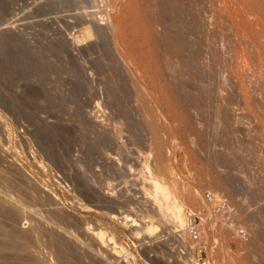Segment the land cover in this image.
I'll return each mask as SVG.
<instances>
[{
	"label": "rangeland",
	"instance_id": "374dc122",
	"mask_svg": "<svg viewBox=\"0 0 264 264\" xmlns=\"http://www.w3.org/2000/svg\"><path fill=\"white\" fill-rule=\"evenodd\" d=\"M223 1L219 14L206 2L220 63L176 84L161 68L159 86L203 118L193 131L168 114L173 133L95 31L106 0H0V264H264V0ZM152 173L177 190L185 228L154 215ZM212 191L219 207H192Z\"/></svg>",
	"mask_w": 264,
	"mask_h": 264
},
{
	"label": "bare ground",
	"instance_id": "6f19581e",
	"mask_svg": "<svg viewBox=\"0 0 264 264\" xmlns=\"http://www.w3.org/2000/svg\"><path fill=\"white\" fill-rule=\"evenodd\" d=\"M94 1H96V0H94ZM140 1L139 0H117V1H115V0H106V3L108 5V7H110V10L111 11H113L112 12L113 14L108 19V21H107L106 24H100L97 27L95 26L96 27L95 31L98 34L100 33L101 35L105 36V38L107 37L108 38L107 40L111 42L114 55L116 56V59L119 60V61L118 60H115L114 62H118V63L121 62V63H123V66H124L123 68H126L125 70L127 72H130V74H132V77H134L135 84L138 85L137 88L140 87V88H142V90H145V92L148 93L147 94V97H149L150 95L153 97L154 101L152 100L151 97H149V99L151 98L150 100H152L153 102H155V109L157 111L155 113H157V115H159V119H162L164 124L166 123V125L168 127L167 130L169 129L173 133H175V131H176V130H174V128L172 127V125L169 123L170 117H168V114L169 115L171 114L170 116H171V118L174 119V121H176V122L179 121L180 122L179 123V124H181L180 128L181 127L184 128V129L191 128V130L195 131L200 126L202 127L203 125H202L201 122H198L200 124L197 123V128H195L196 125L194 123H193L194 125L191 124V123L193 122V118H195L198 121L199 120V117L201 115L199 116L196 111L191 114V111L190 110H186L187 108L186 109L183 108L182 105H181V103H180V100L181 99L179 100V98H177V96L175 97V95H176L177 92L176 93L174 92L175 93L174 94V97L175 98L172 99L170 97V94H172L173 91L171 90L172 92L170 94H168L167 91L163 90V89L166 88V85L165 84H159L160 79L164 76V74H163L164 72H163V70L161 68H164V70H166L167 75L170 74L169 76H172L174 78V84H176L180 79H182V78L177 77L178 76L177 74H179V75L181 74L182 75L183 73H187L185 75H188V72L191 71V68L196 67V66L199 67V70L202 72V75H201L202 76V79L205 78L206 77L205 72H206V68H207V61H206V59L208 58V56L211 54V57L214 58L213 61L215 60L216 63H217V59H220L221 58V55H222V46H223L222 39L223 38H222L221 27H220V25H218V23H214L215 24V27H214V31L213 32H214L215 37L217 38V40L214 38V41L216 40L217 42L215 41L216 42V46L214 47L215 49H214V51L211 52L210 41L212 39H211V33H210L211 32V29H210L211 28L210 27V20L208 18H206V11H207L206 4L208 3L207 0H201L200 1V6H198V3H197L199 0H197V2H196V0H142L141 3H140ZM177 3H178V5H176ZM179 3H180V5H179ZM195 4H197V5H195ZM215 4H216V8H217L216 11L219 14V11L221 9L225 8L224 7V1L223 0H215ZM211 12H213V11H211ZM217 12L215 14H217ZM222 14H224V11H223ZM211 21H213V19H211ZM218 21H220V20H218ZM96 42H97V40H96ZM258 52H259V50H258ZM261 54H263V53L261 52ZM162 60H163V62L165 60V63L164 64L162 62H160ZM171 60H172V62H170L169 63L170 65H169L168 62L171 61ZM219 63L220 62L218 61L217 64H219ZM173 65H174V68L171 67ZM194 69L196 70V68H194ZM161 70H162L163 73L161 72ZM199 70H197V71H199ZM241 70H242V68H241ZM186 71H188V72H186ZM172 72L174 73V75H173ZM201 72H200V74H201ZM128 77H130V76H128ZM193 77L194 76H192V78ZM168 78L169 77H167V79ZM199 78H197V79L199 80ZM220 78H222V75L220 76ZM193 81H195V78H194ZM201 81L203 82V80H201ZM202 82H200V83H202ZM219 83H220V80H219ZM203 84H205V83H203ZM133 85H134V83H133ZM159 85H162L165 88H163V87L161 88V86H159ZM169 85L170 84H168V86ZM198 85H200V84H198ZM203 86L204 85H202V87ZM246 86H247V84H246ZM133 88H134V86H133ZM157 88L160 89V92H161V90H163L162 91V94H164L166 92L169 96H167V94L166 95L164 94L163 95V99H162L163 101L161 100L162 97L159 98V99L157 97L155 98L154 97V94H155L154 91ZM199 88H201V86H199ZM205 88L207 89L206 86H205ZM169 89H171V88L169 87L168 88V91H169ZM202 89H204V88H202ZM220 89H222V86L221 85L218 86V93L219 94H221V90ZM136 90H138V89H136ZM142 90H141V92H143ZM176 90H177V88H176ZM139 91H140V89H139ZM202 91H204V90H202ZM160 92H159V94H161ZM178 95L180 96V94H178ZM164 96H165V98H164ZM221 97H218V101L220 103H221L222 100L224 101V99H222ZM140 104H141V101H140ZM153 107L154 106H152V108ZM147 108H149V106H147ZM224 109H226V108H224ZM144 110H146V109L144 108ZM136 111H137V109H136ZM217 112H218V110H217ZM219 112H221V111H219ZM219 112H218V115H219ZM146 113H147V111H146ZM150 113H151V111H150ZM139 115H140V112H139ZM149 115H151V114H149ZM149 115H148V117H149ZM157 115H153L154 117L153 116L152 117L156 119L155 116H157ZM151 116H150V118H152ZM230 116H232V115H230ZM191 117H192V122H191V119H190ZM201 119H203V118H200L199 121H201ZM151 120H153V119H151ZM151 120L149 121V124L146 123V122H144V123L150 125L149 127L152 128V130L155 131L154 128L158 127V125H157L158 123L156 124V122H155L156 120L155 121L154 120L151 121ZM170 121H173V120L171 119ZM163 123H161V124H163ZM144 126H146V125L144 124ZM176 126H178V125H176ZM163 127H165V126L163 125L162 128ZM220 127H222V126H220ZM150 128L147 127L148 131H150L149 130ZM176 128L179 129V126L176 127ZM171 132H169V133H171ZM153 133H155V132H153ZM153 135H156V134H153ZM163 136H165V134ZM157 137H159V136H157ZM153 140H154V138H153ZM167 143H169V142H167ZM174 145L175 144H173V146ZM152 161L154 162L155 160H152ZM160 162L162 163V160ZM146 169H148V168H146ZM163 169H162V171H163ZM151 171H153V169ZM159 172H161V171H159ZM156 174L157 173H155V174L152 173L151 174V176L153 175L152 176L153 179L152 178L151 179L154 180V183H153V191L154 192L151 195L152 196V202L154 204L153 205L154 212H155V214L154 213L153 214L155 216L158 215L162 219V222H163V220L165 221V224H166V222L167 223L168 222H170V223L172 222L174 225H176L179 228L184 227L185 220L186 219H185V216H184L183 209L185 207L183 208V204L179 200V194L177 193V190L175 188H174V190L170 189L169 186L167 185V182L164 181L165 179L158 180L157 179L158 177L156 178V176L154 178V175H156ZM161 177L163 178L164 176L162 175ZM167 178H169V177H167ZM151 182H153V181H151ZM217 195H219V194H216V192H213L212 191V193H210L209 200H206V198H204V197L200 200V199L196 198L197 196H195V195H194L195 197L194 196L193 197L190 196L191 203H192V207L198 208L197 210H200V208L201 209L204 208V207L206 208V206H207L209 208V210L210 209L213 210L212 208L216 207V204L219 207V204L218 203H219V198L220 197L218 198ZM227 206L228 205H226V207L223 206V205L221 206V204H220V208H217V209H219L220 212L221 211H226V210L229 209ZM229 211H228V213H229ZM224 213H226V212H224ZM221 214H223V212H221ZM186 222H187V220H186ZM155 225H156V223H155ZM230 231L235 235V238L234 239H236L237 241L243 243L246 240V238H245V235H246L245 234V231L242 232V231L236 230L235 228H233ZM205 236L206 235H204V237ZM199 239L197 237L195 240H198V242H200L201 240L199 241ZM11 242H15V241H11ZM8 243H10V242H8ZM25 244L26 245L24 246V244L22 243V245H23L22 247H26L27 246V248H24L25 251L23 250V248H22V250L25 253L26 252L28 253V251H29L30 248H28L29 246H28L27 243H25ZM11 245H12V243H11ZM15 245L16 244H14L13 246L15 247ZM20 248H21V246H20ZM11 256H13V255H11ZM226 256H227V254H226ZM5 260H6V258H5Z\"/></svg>",
	"mask_w": 264,
	"mask_h": 264
},
{
	"label": "built area",
	"instance_id": "2783aa9c",
	"mask_svg": "<svg viewBox=\"0 0 264 264\" xmlns=\"http://www.w3.org/2000/svg\"><path fill=\"white\" fill-rule=\"evenodd\" d=\"M191 231L193 232V228L191 229ZM194 236L196 237V235L194 234ZM205 251L202 249H199L198 254H203ZM202 257H194V259L190 262V264H209V261H202Z\"/></svg>",
	"mask_w": 264,
	"mask_h": 264
}]
</instances>
